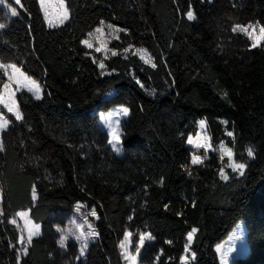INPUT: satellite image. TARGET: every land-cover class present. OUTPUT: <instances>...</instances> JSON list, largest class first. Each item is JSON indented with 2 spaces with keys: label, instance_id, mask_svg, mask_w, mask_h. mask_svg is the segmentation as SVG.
<instances>
[{
  "label": "trees",
  "instance_id": "16d2710c",
  "mask_svg": "<svg viewBox=\"0 0 264 264\" xmlns=\"http://www.w3.org/2000/svg\"><path fill=\"white\" fill-rule=\"evenodd\" d=\"M64 2L70 17L55 28L39 0H21L17 17L0 7V63L15 64L43 90L40 100L18 91L23 119L7 113L10 125L0 132V264H125L127 231L135 240L151 234L140 264H181L192 227L191 264H220L215 247L240 221L249 252L231 264H264V41L252 48L233 31L264 26V0ZM101 21L119 28L107 58L80 43ZM131 47L145 49L152 63ZM6 80L0 69V92ZM118 105L129 109L122 156L100 124V114ZM200 120L214 144L233 148L243 175L218 150L191 164L202 151L187 137ZM78 202L99 217L83 256L75 240L61 247L56 229ZM22 211L42 225L26 246Z\"/></svg>",
  "mask_w": 264,
  "mask_h": 264
},
{
  "label": "rangeland",
  "instance_id": "374dc122",
  "mask_svg": "<svg viewBox=\"0 0 264 264\" xmlns=\"http://www.w3.org/2000/svg\"><path fill=\"white\" fill-rule=\"evenodd\" d=\"M7 3L12 4L13 7H15V5H16L14 3V0H7ZM64 4L66 6L65 2H64ZM0 7L6 9L9 12V14H10V11L7 8L6 4L5 5H0ZM44 7L47 8V11H48V17L46 18L45 17L44 8H42V11H43V14H44V18H45V21L47 22V24H48V19H51L53 21V23H56L58 26L62 25V24H59L58 20H57V16L60 14V12H62V9L59 6V0H45V6ZM10 16H11V14H10ZM69 17H70V13H69ZM110 25L111 24L103 23V25H102L103 33L102 34L96 33L95 30H93L91 32V33H93V35L91 37L88 36V38H87V39H90L92 41L93 45H94L91 50H95L96 47H101V43L102 42L104 43L105 47L101 51V53H103V57L104 58H107V57L113 55V53H116V51L113 48H111L110 44H111V42L114 39L117 38L118 32H119V28L116 27V26L113 28V27H110ZM111 26H114V25H111ZM240 26H241V28L238 29L237 32H241V33L246 34L250 39H251V37L248 35V32H251L253 30V28H255L256 34L259 35V29H260L261 25L248 24V25H240ZM98 27H101V25L98 26ZM244 28H247L248 31L247 32L243 31ZM262 43H263V41H261V43L258 46L262 45ZM129 50L137 53L144 61H148V63H152L151 56L145 49L131 47V48H129ZM0 65L4 66V67H0V69L3 70V72L5 73V75L7 77V80H6L5 84H9L12 89H16L18 87V85H16L14 82H11L10 79H9L10 76H11V69L8 66L11 65V64H2V63H0ZM21 72L24 75H26L22 70H21ZM26 76H28V75H26ZM33 80H35V79H33ZM21 90H26V89H21ZM3 91H4V86H3V89H2V91L0 93H2ZM125 107L126 106L118 105V106H115L112 109H110L108 112L100 114V124H101L102 128L107 131V133L109 135V139H110V132H111V129H109L107 127V122L109 120L112 122L113 127H116L118 133L122 137V123L129 115V111H128V114L126 116L124 115L122 109L125 108ZM7 113L8 112H7L6 107H4L3 105H0V116H3L4 119L6 121H8V126L7 127H9L10 121H9L7 115H6ZM9 114H12L14 116L13 113H9ZM117 119H119L121 121L119 126H117L115 124V121ZM1 131L2 130H0V132ZM228 132L229 131H226V133H228ZM198 133L201 136L209 137L210 138L209 142L212 145V149L207 150V152L204 149H197V148H195L194 145H190L192 148H194V150L202 151L201 154H198V153H194V154L201 156L203 158V160L208 159L209 158V153L212 152V151H215V150H218L222 154L221 145H224L225 147L232 148L231 146L226 144L224 141H222L220 143H217V144L213 143V140H212V137H211V135L209 133L206 121H205V125H204L203 128H201L200 124H199V130H198L197 134ZM197 134L193 135V137L195 138L197 136ZM120 147H121V152L120 153H116L112 149L113 152L116 155H118V156H122L124 154V149H123L122 143H121ZM232 150H233V148H232ZM233 153H234V150H233ZM233 159H234L235 163H238L235 160V154H234V158ZM231 163H232V161H230V164ZM229 168H230L232 173H239V171L234 172L231 169L230 165H229ZM225 173L227 175H229L228 172L225 171ZM0 200H1V195H0ZM78 204L82 205V207H81L79 212L76 211V206ZM76 206H75V211L71 215H68V216H66L64 218H61L60 226H57L56 229H57V236H58L59 240H60L62 235L67 234V239H66L65 245L63 247H65L66 244L70 240H75V241H77L79 243V255H80L81 242L79 240H77L76 236L73 235L72 233H75L77 235L80 233L81 228L78 227L79 225H83V229L82 230L85 233L91 231L92 229H94L96 231L95 222L98 219H96V217H93V216L90 215L92 209H88V207L84 203L78 202L76 204ZM22 212L25 213V216L22 217V216H20L18 214L19 219H21V221L23 223V236H22L23 237V241L20 240V244L23 245V246H26L28 244L27 243L28 229L26 227V221L31 226L40 225V234L42 232V225L35 223L31 219L29 211H22ZM85 217H87V223L85 222ZM89 224L92 226L91 229L89 228ZM127 232H131V231H127ZM131 233H132V236L127 241H125V236H124V238L122 240V242H125V244H126V248L125 249L121 248L122 249V253H123V257H124V260H125V264H130V261L125 259L126 251L135 254V249L139 245V239L135 240V235L136 234L134 232H131ZM140 234L141 233L138 234L139 237H140ZM36 236H38V235L33 236V238L36 237ZM96 237L97 236L89 238L88 247H89V244L96 239ZM151 240H152V237L151 238H146L144 245L146 243L150 242ZM144 245L141 247V252H140V254H139L138 258H137V264H140L139 263V259H140L142 250L144 248ZM192 245H193V242H192L191 245H189L188 252L184 254V256L186 255L188 257L187 261L181 260V264H191L192 263V261H193V258H192V255H191L192 252H193L191 250ZM217 246H219V250H217ZM217 246L215 247V251L217 252V254L219 256L220 264H231L232 260L235 257L245 256L249 252V245L247 243V229H246V225H245L244 221L238 222L236 224V226L233 228V230L230 232L228 237L225 240H223L221 243H219ZM88 247H87L86 251L88 250ZM25 249H26V247H23V252H25L24 251ZM86 251H85V253H86Z\"/></svg>",
  "mask_w": 264,
  "mask_h": 264
},
{
  "label": "snow or ice",
  "instance_id": "6c2138e0",
  "mask_svg": "<svg viewBox=\"0 0 264 264\" xmlns=\"http://www.w3.org/2000/svg\"><path fill=\"white\" fill-rule=\"evenodd\" d=\"M14 3L16 5H20L21 4V0H14ZM7 6V8L10 11V14L12 17H17L18 16V12H17V8L13 7L12 4L7 3V0H0V5H5ZM39 5L41 6V8H44L45 11V17H48V11L47 8H45V0H39ZM59 6L62 9V12H60V14L57 16V20L59 24H64L65 21H67L69 19V9L65 6L64 4V0H59ZM187 19L189 21H193L196 19V16L194 15V13L192 11H188L187 12ZM103 21L100 22L101 27H98L95 29L96 33H103ZM58 25L56 23H53V21L51 19H48V27L49 28H55ZM5 25L4 24H0V29H4ZM110 27H115V26H111ZM241 26L237 25L235 28H233V31H237L238 29H240ZM243 31L247 32V28H244ZM93 35V33L89 32L88 36L91 37ZM248 35L251 37L252 40V44L251 47L252 48H256L261 41H264V26H261L259 29V35L256 34L255 28H253V30L251 32H248ZM80 43L82 45H85L88 49H92L93 48V43L90 39H83L80 41ZM105 47L104 43H101V47H96L95 51L97 53L101 52L102 49ZM115 55V53H113ZM145 63H148V61H145ZM0 67H4L3 65H0ZM11 69V76H10V81L14 82L16 85H18V87L16 89H12L10 87L9 84H4V91L2 93H0V105H3L4 107H6L7 112L8 113H13L14 114V118L16 121H22L23 116L21 115V112L19 110L18 107V103L17 100L15 98L16 96V92L20 91L21 89H26V91L28 93H32L35 97L36 100H40L42 98V94H43V90L40 86V84L36 81L33 80L31 77H28L26 75H24L20 68H18L15 64H11L8 66ZM99 67L101 69H103L105 67L103 62H100ZM152 67H155V65L153 64ZM141 87H143V85H141ZM124 115L126 116L128 114V108H123L122 109ZM121 123V121L119 119H117L115 121V124L117 126H119ZM224 123H227V121H225ZM200 127L203 128L205 125V121L204 120H200L199 121ZM8 126V121H6L4 119L3 116H0V130L5 129ZM107 127L109 129H111L110 132V139H108L107 143L111 145V148L116 152V153H120L121 152V135L118 133L116 127H113L112 122L109 120L107 122ZM227 135L229 137L233 136V132L229 131L227 133ZM210 138L207 136H201L199 133L197 134V136L194 138L193 136L189 135L187 137V144L188 145H194L195 148L197 149H204L206 152L207 150L212 149V145L209 142ZM0 150H3V143L0 142ZM221 151H222V155H221V159L223 160L225 157H227L230 161H232V163L230 164L231 169L236 172L239 171V173L241 175H243V171L246 167V165L244 163H235L234 162V153L232 148L229 147H225L224 145H221ZM247 156L249 158H253L254 153H253V148L249 147L247 149ZM204 160L201 156L196 155V154H192L191 155V164L192 165H201L203 164ZM188 175H191V172L188 173ZM220 176L222 180H228V175L225 173L224 169L221 168L220 169ZM33 198L35 199V187H33ZM82 205L78 204L76 206V211L79 212L81 209ZM20 216H25V213L21 212L19 213ZM91 216L96 217V219H99V217L97 216V213L95 211V209L93 208L91 213ZM85 222L87 223V217H85ZM12 223H15V221L13 220ZM26 227L28 229V236H27V243L31 244L32 242V238L35 235H39L40 234V225H35V226H31L27 221H26ZM79 228H81L80 233L77 235L75 233H72L73 235L76 236V239L79 240L81 242V247H80V255L82 256L87 247H88V240L90 237H95L98 236V233L92 229L91 231L85 233L83 232V225H79ZM91 225L89 224V228L91 229ZM197 228L196 227H192L190 231L187 232V244H184V251L185 253L188 252L189 250V245L192 244L193 239L195 234L197 233ZM132 236L131 232H126L125 233V241H127L130 237ZM146 238H151V234L150 233H141L140 237H139V245L136 247L135 249V254L131 253V252H127L125 254V259L130 261V264H137V258L141 252V247L144 245ZM67 239V234L62 235L60 240H59V244L61 247H63L65 245V241ZM21 241H23V237H21ZM167 243L171 244V241H168ZM120 247L122 249L126 248V244L125 242H121ZM217 250H219V246H217ZM25 253L27 252V249L24 250ZM192 258L195 259L196 253L192 252ZM77 259H79V257H77ZM158 259V258H157ZM181 259L183 261H187L188 257L185 255L184 257H181Z\"/></svg>",
  "mask_w": 264,
  "mask_h": 264
}]
</instances>
